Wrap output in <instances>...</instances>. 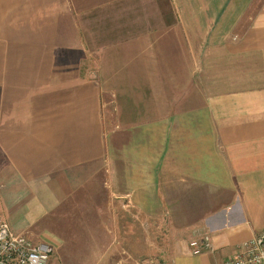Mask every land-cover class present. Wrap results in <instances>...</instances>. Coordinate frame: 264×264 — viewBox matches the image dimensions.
<instances>
[{
  "label": "crops",
  "instance_id": "obj_1",
  "mask_svg": "<svg viewBox=\"0 0 264 264\" xmlns=\"http://www.w3.org/2000/svg\"><path fill=\"white\" fill-rule=\"evenodd\" d=\"M254 1L0 0V221L56 244L33 229L73 197L111 192L207 237L198 255L179 237L174 264L262 230Z\"/></svg>",
  "mask_w": 264,
  "mask_h": 264
},
{
  "label": "rangeland",
  "instance_id": "obj_2",
  "mask_svg": "<svg viewBox=\"0 0 264 264\" xmlns=\"http://www.w3.org/2000/svg\"><path fill=\"white\" fill-rule=\"evenodd\" d=\"M260 1H254V8ZM48 219L33 230L40 232V239L51 233L59 242H49L55 249L49 264H174L173 243L187 234L189 247L197 238L189 231L171 228L163 213H141L111 192L73 197ZM236 250L233 244L199 257L202 264H221Z\"/></svg>",
  "mask_w": 264,
  "mask_h": 264
},
{
  "label": "built area",
  "instance_id": "obj_3",
  "mask_svg": "<svg viewBox=\"0 0 264 264\" xmlns=\"http://www.w3.org/2000/svg\"><path fill=\"white\" fill-rule=\"evenodd\" d=\"M189 248L195 255L207 251V237L200 235L191 240ZM52 252V244L35 242L26 233L15 232L7 221H0V264H48ZM221 264H264V228L242 242Z\"/></svg>",
  "mask_w": 264,
  "mask_h": 264
}]
</instances>
